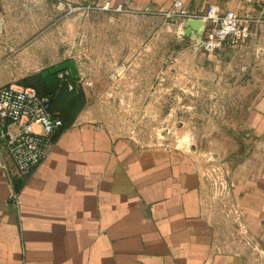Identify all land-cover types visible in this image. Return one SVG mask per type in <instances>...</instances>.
<instances>
[{
  "label": "crops",
  "instance_id": "obj_1",
  "mask_svg": "<svg viewBox=\"0 0 264 264\" xmlns=\"http://www.w3.org/2000/svg\"><path fill=\"white\" fill-rule=\"evenodd\" d=\"M110 1L140 18H164L160 12L174 2ZM181 1L191 11L214 4L252 20V35L238 55L259 60L260 66L252 68L255 95L240 122L245 151L237 157L217 153L209 161L195 149L111 132L88 109L91 73L66 52L53 54L47 33L30 39L35 28L51 24V2L0 0V85L23 83L22 78L71 58L77 75L70 76L85 93L81 109L55 132L46 156L30 173L15 178L18 206L10 200L12 186L0 168V264H264V0ZM2 12H9L15 29L4 25ZM167 22L175 26L174 39L193 49L180 50L176 59L195 60L198 20ZM112 31L99 35L92 56L94 79L106 64H115L108 74L115 95L109 100L131 98L122 92H140L134 97L143 100L148 96L146 68L132 66L133 35H125L124 50L117 52ZM144 53L136 55L142 59ZM210 59L204 54V68L198 70L209 74L211 84ZM194 67L183 72L195 74Z\"/></svg>",
  "mask_w": 264,
  "mask_h": 264
},
{
  "label": "rangeland",
  "instance_id": "obj_2",
  "mask_svg": "<svg viewBox=\"0 0 264 264\" xmlns=\"http://www.w3.org/2000/svg\"><path fill=\"white\" fill-rule=\"evenodd\" d=\"M104 1L47 0L52 6V22L35 28L30 37L47 33L53 44V54L66 52L91 73L90 85H86L91 114L98 115L113 133L129 135L144 143L195 149L204 160H212L217 153L227 157L245 151L240 122L255 95L252 68L260 66L259 60L238 55L244 51L241 47L247 44L243 42L212 51L198 48L195 60L176 59L180 50L193 49L186 47L188 42L174 39L176 29L167 22L169 20L160 16L140 18L126 11L103 8ZM18 13L13 12V15ZM38 13L44 14L43 11ZM2 14L4 25L15 29L17 24L9 12ZM109 30H115L112 31L113 50L117 52L124 50V37L132 33V66L146 68L148 96L145 99L134 97L140 92H122L123 98L127 94L132 99L109 100L115 96L109 90L111 80L108 76L115 64H106L101 77L94 79L93 51L98 48L100 33ZM227 50L232 54L226 55ZM140 51L145 52L142 59L136 55ZM204 54H211V84L209 74L198 70L204 68ZM40 61H43L42 56L38 58ZM190 65L197 68L194 67L195 74L183 72ZM246 65L248 69L242 67ZM29 69L26 65V70ZM120 86L124 88V84Z\"/></svg>",
  "mask_w": 264,
  "mask_h": 264
},
{
  "label": "built area",
  "instance_id": "obj_3",
  "mask_svg": "<svg viewBox=\"0 0 264 264\" xmlns=\"http://www.w3.org/2000/svg\"><path fill=\"white\" fill-rule=\"evenodd\" d=\"M103 8L123 10V4L105 0ZM169 21L200 20L194 46L212 51L245 43L252 35V20L233 9L209 4L203 12L191 11L181 0L160 12ZM183 33L182 31L180 34ZM66 72L59 71V77ZM62 121L52 110L49 94L35 86L10 81L0 85V168L12 186L10 200L18 206L15 178L27 175L46 156Z\"/></svg>",
  "mask_w": 264,
  "mask_h": 264
},
{
  "label": "trees",
  "instance_id": "obj_4",
  "mask_svg": "<svg viewBox=\"0 0 264 264\" xmlns=\"http://www.w3.org/2000/svg\"><path fill=\"white\" fill-rule=\"evenodd\" d=\"M57 74L58 72L42 75L40 72L22 78L23 84L33 85L40 92L49 94L52 110L62 121L56 133L70 124L85 102V93L81 85L76 83V78H72L69 73L66 74L67 78L58 77ZM35 77L37 78L34 79Z\"/></svg>",
  "mask_w": 264,
  "mask_h": 264
},
{
  "label": "water",
  "instance_id": "obj_5",
  "mask_svg": "<svg viewBox=\"0 0 264 264\" xmlns=\"http://www.w3.org/2000/svg\"><path fill=\"white\" fill-rule=\"evenodd\" d=\"M198 22L201 24L200 20H198ZM61 70H67L72 77H76V75H77V71H76L74 61L71 58L66 59L62 62H59L57 64H54V65L48 67L47 69L43 70L42 73L43 74L55 73V72H59Z\"/></svg>",
  "mask_w": 264,
  "mask_h": 264
}]
</instances>
